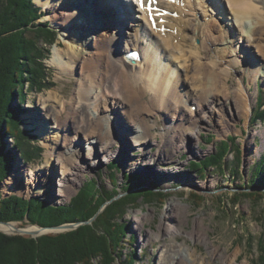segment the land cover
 I'll list each match as a JSON object with an SVG mask.
<instances>
[{
  "label": "rangeland",
  "instance_id": "obj_1",
  "mask_svg": "<svg viewBox=\"0 0 264 264\" xmlns=\"http://www.w3.org/2000/svg\"><path fill=\"white\" fill-rule=\"evenodd\" d=\"M123 1L120 0L121 5H125ZM213 1L212 8H208L211 2L204 0L202 2L206 6L203 8L204 11H201L199 7L191 9L193 14H188V17L193 19L188 23L192 25L184 30L188 39L196 47L191 42H187L184 47L185 43L180 44L183 39L179 36L176 40H171L172 45L180 48L179 51L165 54L155 53V56L162 61L161 63L170 64L171 69H174V77L178 78L176 82L174 81V84L178 82L177 94L185 90L191 94L198 93V83L194 84L192 80L196 78L197 73L194 70L185 71L183 64L188 65L187 68H189L192 67L191 65H198V60L206 62L208 56L214 57V60L234 59V56L230 55L231 52H235L231 49V41H229L232 39L233 45L242 47V50L248 47L245 37L240 40L243 34L242 28L232 16H229L225 1L223 2L224 10L216 8L215 1L217 0ZM30 2L40 14L35 23L45 24L54 34V40L48 53L41 61L47 78L44 79L45 84L51 82V85L44 86L40 91L34 88L30 90L25 85L23 100L19 98L20 94H17L12 102L14 107L21 109V129L33 136V139H29L30 145L35 147V150L37 149L38 154L32 151V154L35 152L32 158L24 159L15 147L13 139L6 134L2 142L5 146L4 152L11 162L10 171L0 184V196L6 198L15 195L26 201L39 200L51 208L66 207L82 190L84 184L91 179L96 181L99 189L107 192L116 190L117 195L110 201L104 202L86 221L46 226V228L53 227L49 231L40 229L39 224L30 223L26 214L22 222L9 221L8 223L15 224L14 228L22 230L26 226L42 230L40 233L25 235L31 238L71 233L80 225L92 226L93 230L97 229L99 238L101 236L100 242L95 243L102 242L101 245L106 246L101 251L102 248L98 245V248H95L96 256L86 259L83 264H186L187 262L185 263L182 258L178 260L175 255L179 253L181 256L185 253L183 249L195 255L197 261L194 264H198V256L202 257V255H206L209 264H221L225 259H227L225 264H261L264 256V252L259 248L260 241L264 246V145L262 146L264 111L261 110L260 113L257 106L264 104V75L258 76L255 82H250L247 77L248 71L246 72L248 64L247 67L244 64L227 67L229 91L234 89L233 84L240 80L244 73L245 78L242 84L246 87L251 102L250 111L245 114L246 116L240 114L232 98L224 96L215 97L216 103L212 105V112H209L210 109L207 107L203 109L204 112H196L197 102L191 99L189 101L187 99L189 102L187 104H192L189 107L187 105L186 108H181L174 103L166 111H156L151 106L150 91L143 90L141 93L137 88L133 96L129 82L124 86L126 81L120 78L119 70L130 71L129 68L133 66H120L116 63L117 57L126 52L123 50L117 52V48L126 45L124 40L128 32L133 33L132 28L127 25L138 19L135 11L130 13L132 15L130 20L127 14L124 19L126 12V10L122 12L124 9L117 11L111 9L108 12L104 11L106 7H103L102 11H99L100 18L95 14L91 15L89 20L86 12L83 15V11H87L88 7L85 3L89 1L78 0V7L82 12L78 20L80 28L77 30L80 35L73 42L75 50L78 49L79 56L75 63L71 62L72 59L69 60V71L63 72L54 60L55 50L67 51V37L64 28L51 20L52 10L44 8L37 0H30ZM91 3L93 8L98 7L95 6V2ZM110 6L116 9L118 7L113 3ZM216 9L220 11L218 15L217 13L212 14ZM90 10L95 13V10ZM118 11L121 13L117 16ZM204 12L208 14L205 18L202 16ZM221 14L222 17L217 18ZM172 15L176 17V13ZM182 17H185L184 14ZM188 17L186 14L185 18ZM100 19L102 22H98ZM212 19L220 25L223 32L227 30L228 34L224 36L217 34L214 30L211 31L213 35L208 32L206 36L204 34L199 38V25ZM88 22H95V24L92 26ZM142 25L145 26V22L142 21L138 27ZM180 26L185 28L184 23ZM227 26H230V29H227ZM192 30L197 31V35ZM160 31L161 37L168 33L166 29ZM115 32L120 42L112 53L109 47L108 50L99 46L96 50L94 49L96 39L103 38L105 35H114ZM173 33L176 35V30ZM200 33L203 34L201 31ZM225 38L226 41H224ZM202 40L207 42L206 49L201 50L203 55L198 52L197 48L203 44ZM101 43L104 45V42ZM183 50L187 52L181 55L180 52ZM102 51L104 53H101ZM138 51L141 53V50ZM214 52L224 54L215 58L217 54L214 55ZM96 53L97 58L99 56L101 59V65L92 59L94 58L92 55ZM251 57L255 59L252 55ZM84 58L90 60L92 69L89 74L93 79V82L88 83L90 94L85 103L90 105L88 107L85 104L86 110L81 109L84 101H79L76 96L83 73ZM98 67L103 70V73L98 71ZM146 72L150 78H153V74H157L155 67L151 72ZM136 93L139 95L133 99L141 103V107L146 111L139 120L140 122L134 125L128 122L127 115L128 111L138 107L137 102H132V97H135ZM96 100H99L97 106H94L95 103L92 105ZM181 100H186V96H183ZM113 105L117 108H112ZM188 112L196 116H189ZM257 112L260 114L258 115ZM203 115L206 117L203 118ZM208 116H210L209 119H207ZM98 117L100 121L96 122ZM98 123H100L99 127ZM95 131L98 136L100 135V139L97 138L101 140L99 142L91 137L96 134ZM188 132L193 134L189 135ZM136 135H139L137 137L140 139L134 138ZM178 138H182L183 142H179ZM91 141L94 142L90 146ZM226 141L230 142V150L223 154L219 146ZM172 143L177 147H172ZM191 143L194 144L193 151L187 148L191 147ZM179 145L184 147L179 148ZM108 146L110 150L104 153L103 148ZM155 151L160 153L156 155L157 164L149 160ZM68 152L75 153L73 160L82 167L78 170L80 176L74 188L64 197H60L59 185L64 171L70 173L75 170L70 164L60 165L58 162V158L60 160L62 157L69 156ZM217 155L220 158L215 157L214 165H210L208 161ZM130 161L144 162V165L138 164L137 167L136 164H129ZM191 163L194 164L191 165ZM140 170L144 172L140 173ZM150 170L168 174H173L171 172L176 170L178 172H175L173 180L160 183L157 179L148 176V173L145 174ZM133 175L138 176L136 179L140 181H133V178L135 179ZM191 178H194V181L191 182ZM127 186L131 187L130 190L123 192ZM148 190L163 195H154L155 197L151 198L147 194L144 195ZM125 194L129 195L133 202L129 201L130 205H127V210L123 215H115L107 225L102 226L101 230L92 225L111 201L122 200ZM171 205L172 207L177 205L176 219L164 218L163 222V217L170 215ZM136 218H142L141 226L135 223ZM66 225H73L75 228L70 230L57 228ZM171 226H176L179 232L172 233ZM0 233L13 234V232H1V230ZM73 243V241L69 243L70 248L75 246ZM67 249L69 248L65 250ZM179 249H182L183 253L180 254ZM210 250L214 252L212 256L208 255ZM223 256H225L224 260Z\"/></svg>",
  "mask_w": 264,
  "mask_h": 264
},
{
  "label": "bare ground",
  "instance_id": "obj_2",
  "mask_svg": "<svg viewBox=\"0 0 264 264\" xmlns=\"http://www.w3.org/2000/svg\"><path fill=\"white\" fill-rule=\"evenodd\" d=\"M77 1L78 0H37V2L40 5H42L44 8H48V9L52 10V16L50 17L51 20L54 23H57L62 28H64V32H65V35L67 37V47H66L67 51L58 50V49L55 50V60H54V61H57L58 68H60V70L63 72L69 71V69H68V65H70L69 60L72 59L71 62L75 63L76 58L79 56L78 55L79 53L77 52L78 49L76 48V50H75V44L73 42V41L77 40L78 35H80L79 32L77 31L80 28V22H78V20H79V17L82 16V12H81L80 8L78 7L79 3H77ZM86 1L87 2L89 1L87 4L85 3V5L88 7H87V11H85V10L83 11V15H84V12H86V14H87L86 17L89 20L91 19V15H95V14H96L95 16L100 18L101 13H99V11L100 10L102 11L103 7H106L104 9V11H108V12L111 11V9L112 10L115 9V11H117L118 9H121V10L124 9V10H122V12L126 10L125 15H124V19H126V14H127V17L129 15V19L131 20L132 15L130 13H132L134 11L137 13V15L136 14L135 15H136V17H138V19L135 22L134 21L130 22L129 25L126 24L127 27L132 28L133 33L128 32L127 36L125 35L126 36L125 37L126 40H124L126 43L125 46L122 47V45H121V48L120 47L117 48V45L119 44L120 41L118 40L116 32L114 35H111V36L105 35L103 38L96 39L97 42L94 45L95 50L99 47L100 48L103 47L106 50H108V47H109L111 49L110 50L111 53L116 48L118 49L117 52L122 51V50H123V52L126 51L121 56L117 57L116 63L120 66H126V65L133 66V67L129 68L130 71L123 72L122 70L121 71L119 70L120 78H122L126 81L124 86L129 82V85L131 86L130 91L133 93V96H134V93L137 91V90L135 91V89H137V88H138V91H141V93L143 92V90L145 92H146V90L150 91L152 94L150 97L151 102H152L151 106L154 107V109H156V111H159V110L160 111H166V110H168L170 105L174 104V103L179 105V107H181V108H186L185 106L188 105L187 103H189L188 101L191 99V100H194L197 102L198 108L196 109L197 110L196 112H204L203 109L206 107L208 109H210V110H208L209 112L210 111L212 112L213 111L212 105H213V103L214 104L216 103V98H215L216 96L217 97L218 96H224L225 98L226 97L232 98L234 100L237 108L239 109L241 115H245L247 112L250 111L249 105L251 102L248 98L249 95L246 92V90H247L246 87H244V85L242 84V80H243V78H245L244 73H242L240 80L236 81V83H234L235 85L233 84L232 87L234 89L229 91V88H228L229 87V85H228L229 70L227 67H236L240 64H242V65L244 64L247 67V64H248L249 66H248V69H246V72L248 71L247 77H248V81H250V82H255L258 76H262V74L264 75V64L262 65V61L264 62V0H217V1H215L216 2L215 7L219 8L221 10L223 8V2L225 1L226 5L228 7L229 16H232L234 21L238 22L239 27L242 28L241 32L243 34L241 33L242 35H241L240 40L242 39V37H245L246 45L249 48H251V50L248 47H245V49L243 48V50H242V47L233 45L234 43H232V41H233V39H232L229 41H231V49L235 50V52H233V53L231 52L230 55H233L234 59H232L230 61H226L224 59L222 60V59L218 58L224 54L223 52H220V53L214 52V55L217 54V56L215 58H218V59L214 60V57L211 58L208 56V58L206 59L207 60L206 62H201L198 60V65H191L192 67H189V68H191L190 70H189V68H187L188 65L181 63V65L182 64L185 65L184 66L185 71L190 72L191 70H194L197 73L196 78H193L192 80H194V84L198 83V93H193V94L188 93V91H186V90L183 92L179 91V93L177 94L178 82H177V84H174V81L176 82L178 78L174 77V74H175L174 69L173 70L171 69L172 67L170 64L164 65L163 63H161L162 61L159 60L158 56H155V53L165 54V53H172L174 51H176V52L179 51L180 50L179 47L172 45V41L176 40L177 37H179V36L181 37V39H183V41L180 44L183 45L185 43L184 47H185L187 42H191L193 44V42L190 39H188V37L186 36L184 29H187L188 27H190L192 25V24L190 25L188 23L189 20L190 21L193 20L191 17H188V14L189 15L193 14V13H191V9L194 10L196 8L201 7L200 8L201 11H204L203 8L206 7V6H204V4H202V2L204 0H170L169 2L155 1L154 6H151L152 8H149V9L146 5H142V7H139V6L137 7V5H135L136 3H134V0H124L123 3L125 5H121L120 0H86ZM92 1L95 2V4H96L95 6H98V7L93 8L91 6ZM114 1H115V3H114ZM207 1L211 2L208 4L209 7L208 6L207 7L212 8V4L214 5V1L213 0H207ZM111 3L118 6L117 9L115 7L110 6ZM90 9L95 10V13H93V11ZM151 9L157 15H160L162 13V11H164V14L161 17L155 19V16H153V14H151V11H152ZM167 10H168V12H167ZM223 10H224V8H223ZM218 12H220V11L218 9H216V10H214V12L212 14L217 13V15H218ZM119 13H121V12L118 11L117 16L119 15ZM149 13L151 14L150 15L151 17L148 16ZM173 13H176V17H174L172 15ZM182 14H184L185 17L187 14L188 18L182 17ZM202 14H203L202 15L203 18L208 16V14H206L205 12ZM219 17H222V14H221V16L219 15L217 18H219ZM150 18H151V20H150ZM160 18H161V22H158ZM142 21L145 22V26L142 25L141 27H138L139 24H142ZM98 22H102V19H100ZM121 22H123V21H121ZM183 23H184L185 28H181V26H180ZM88 24L93 26L95 24V22L94 23L88 22ZM153 25H155V26H153ZM162 27H164L168 32L163 37H161L162 33L160 31L162 29ZM229 27L227 26V29ZM69 28H72V29L70 30ZM231 28H232V25H231ZM225 29H226V27H225ZM175 30H176V35H175V33H173V31H175ZM214 30H215V32H217V34L219 33V34L224 35V36H226L228 34L227 30H226V32L225 31L223 32L220 25H217V22L214 19H212L209 22H205L203 25H199L198 37L200 38L202 35L204 36V34L206 36L208 34V32L211 33V31H214ZM192 31L195 35H197V31H195V30H192ZM200 31L203 34H201ZM155 33H157V35ZM212 33H211V35H213ZM185 36H186V38H185ZM240 40H239V42H240ZM224 41H226V38ZM101 42H104V45H101L102 44ZM202 43H203L202 45L197 47L198 52L201 55L204 54L201 50H205L206 45H207V42H204L203 40H202ZM106 50H104V51H106ZM127 50H128V52L141 50V53H140L141 60L139 62H137L136 60H134V58H131L130 56L128 58L127 57V55H128ZM185 52H187V51L183 50L182 52H180V54L182 55ZM101 53H104V52L102 51ZM251 55L255 58L254 60L252 59ZM92 56H94V58H92V57L91 58L95 59L98 62V65H101L100 64L101 59L99 56L97 58V53L92 55ZM95 56H96V58H95ZM66 57H69V59H66ZM258 57L260 59H258ZM240 58H241V61H240ZM185 61H186V58H185ZM142 66H144L143 71L141 70ZM165 66H167V67H165ZM90 67H91L90 60H87L86 58H84L82 61L83 73H82V77H81V82L79 83V88H78L77 93H76L78 100L84 101L83 105L81 106L82 110L83 109L86 110V107H84L85 104L88 107L90 105L88 103H85V102H87L88 95L90 94L89 88H88V83L93 82V79L90 76L91 69H92ZM153 67H155V71L157 74H153L152 75L153 78H150L149 76H147L146 71H148V73L151 72ZM98 68H99L98 71L100 73H103V70L100 67H98ZM192 76H194V75H192ZM146 78H149V79H146ZM171 81H173V82H171ZM100 82H102V80ZM169 83H171V86H169ZM129 89H130V87L128 88V90ZM124 90H126V89H124ZM124 95H126V94H124ZM137 95H139V93H136L135 97H132V102H134V103L137 102L138 107L131 109V111H128V115H127V118L129 120L128 122L134 123V125H136L137 123L140 122L139 120H141V117L144 114V111H146V109L141 107L142 106L141 103H139L136 99H133V98H136ZM165 95H167V96H165ZM183 96H186V100L182 101L181 98ZM187 99H188V101H187ZM98 101L99 100L94 101L92 103V105L95 103L94 106H97ZM190 105H192V104H190ZM190 105H188L187 107H189ZM112 108H117V107L113 105ZM185 111H188V110L185 109ZM188 113H189V116H196V114H194V113H191V112H188ZM205 117L203 115V118H205ZM209 118H210V116L207 117V119H209ZM178 119L181 120L180 118H178ZM98 121H100L99 117L96 118V122H98ZM94 123H95V121H94ZM99 126H100V123H98V127ZM135 132H137V130ZM188 134L192 135L193 133L188 132ZM262 135L264 138V129L262 131ZM108 136H109V134H108ZM126 136H128V135H126ZM137 136H139V135H136V137H134V138H136L137 140L140 139ZM87 137L89 138L90 136L88 135ZM91 137L93 139H97V138L100 139V135L98 136L97 132H96V134L91 135ZM99 139H97L98 142L101 141ZM178 139H179V142H183L182 138L181 139L178 138ZM92 142H94V141H91V143H89L90 146H91ZM166 145H167V142H166ZM171 145L174 148L177 147L176 144L174 145L172 143ZM263 145H264V139H263L262 146ZM69 146H71V145H69ZM182 146L183 145H179V148ZM68 147H66V149ZM108 148H109V146L107 148L106 147L103 148L104 153H108V151L110 150ZM187 148H189V150L191 149V151H193L194 144L191 143V147L189 146ZM54 149L55 148L53 147V150ZM140 149H142V148L140 147ZM91 151H92V149H91ZM74 154H75L74 152L73 153L68 152L69 156L62 157L60 160L58 158V162L60 165L65 164V163L70 164L75 169L70 173L68 171L67 172L64 171V174H63L62 179H61V183L59 185L60 188H59L58 194L60 197L61 196L64 197L66 195V193L70 192V190H72L74 188V186L76 185V180L78 179V176H80L78 174V170L81 169L82 166L79 165V163L77 164L74 162V160H73ZM158 154H160V153L155 151V154L149 160H151L154 164H157L156 155H158ZM91 155H92V152H91ZM129 164H133V165L136 164L138 167L139 165L140 166L144 165V162L130 161ZM148 164H150V163H148ZM139 172L141 173L144 171L140 170ZM175 172H178V171L176 170L174 172H171L173 174H168V173H158V172L156 173L154 170L153 171L150 170V171L146 172L145 174L148 173L147 174L148 176H151L154 179H157L158 181H160V183H162V182L164 183L165 180H167V181L173 180V177H175ZM133 176L135 177V180H136V178H138V176H136V175H133ZM193 179L194 178H191V182L194 181ZM133 181H134V178H133ZM176 208H177V205H175L173 207L171 205V208H169L170 215L169 216L165 215V217H163V222H164V218L165 219L167 218L168 220H175L176 219V216H175V213L177 211ZM134 221H135V223H137L138 225L141 226L142 218H136V219H134ZM0 223H1L0 224L1 232L4 231L6 233L26 232V233H29L32 235V234H34V232L40 233V232H42V230L49 231V229H46V227H40V226L39 227L42 230L37 229V227H31V226L27 227L26 226V228L23 229L25 231H23L22 229L17 230L18 228H14L15 224L11 225V223H8V222H0ZM6 223H8V224L5 226ZM8 225H10V226H8ZM30 231H33V232H30ZM171 231H172V233L174 232V234H177L179 232V229L176 226H171ZM148 239H150V237H148ZM180 250H181V252H180ZM183 250L185 251V253L182 252V249H179L180 254L183 253V254H181V256L179 255V253L175 254L176 257L178 258V260L182 258V260L185 261V263L187 262L186 264H188L189 262H190V264H194L195 261H197L196 260L197 258L194 257L195 255L193 256L192 254H190L191 252H189L186 249H183ZM213 253L214 252L212 250H210L208 252V255L212 256ZM235 256H237V255H235ZM222 258L224 260L225 256H223ZM226 262H227V259L222 261L221 264H225ZM198 264H209V259H207L206 255L205 256L202 255V257L198 256Z\"/></svg>",
  "mask_w": 264,
  "mask_h": 264
},
{
  "label": "trees",
  "instance_id": "obj_3",
  "mask_svg": "<svg viewBox=\"0 0 264 264\" xmlns=\"http://www.w3.org/2000/svg\"><path fill=\"white\" fill-rule=\"evenodd\" d=\"M39 15L38 9L30 0H0V184L10 171L11 159L4 152L5 146L2 142L6 134L13 139L24 159H31L37 153V149L30 145L29 139H33V136L21 129L22 111L19 107H14L12 102L17 94L23 100L25 85L30 90L34 88L38 91L51 85V82L45 84L44 79L47 78L41 61L48 53L54 34L45 24L35 23ZM257 110L260 113L261 110L264 111V104L257 106ZM228 142H222L219 146L223 154L230 150ZM32 151L35 152L32 154ZM215 157L220 158L218 155L214 156L208 161L210 165H214ZM130 188L125 187L123 192ZM115 191L99 189L96 181L91 179L69 205L57 208L47 207L39 200L26 201L15 195L6 198L0 196V222H22L25 214L30 223L39 224L41 227L86 221L104 202L117 195ZM146 194L151 198L154 195H163L151 190L146 191L144 195ZM124 197L122 200L111 201L92 225L101 230L115 215H123L127 205H130L129 201L133 202L129 195L125 194ZM97 234V229L93 230L89 225H80L71 233L37 238L0 233V264H83L86 259L96 256L95 248L98 245L101 246V251L106 246H102V242L95 243L100 242L101 238ZM72 241L75 246L70 248L69 243ZM66 248L69 249L65 250ZM259 248L264 252L261 241ZM260 263L264 264V256Z\"/></svg>",
  "mask_w": 264,
  "mask_h": 264
},
{
  "label": "water",
  "instance_id": "obj_4",
  "mask_svg": "<svg viewBox=\"0 0 264 264\" xmlns=\"http://www.w3.org/2000/svg\"><path fill=\"white\" fill-rule=\"evenodd\" d=\"M1 224V223H0ZM8 223H6L5 225H7ZM58 229H62V228H64V229H66V230H70V229H73V228H75L73 225H70V226H68V225H66V226H60V227H57ZM46 229H53V227L51 228H46ZM17 230H19V229H17ZM18 234H20V235H29V233H26V232H16V233H13L12 235H18Z\"/></svg>",
  "mask_w": 264,
  "mask_h": 264
},
{
  "label": "snow or ice",
  "instance_id": "obj_5",
  "mask_svg": "<svg viewBox=\"0 0 264 264\" xmlns=\"http://www.w3.org/2000/svg\"><path fill=\"white\" fill-rule=\"evenodd\" d=\"M138 3H141V5H143V0H138Z\"/></svg>",
  "mask_w": 264,
  "mask_h": 264
}]
</instances>
